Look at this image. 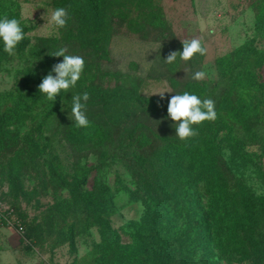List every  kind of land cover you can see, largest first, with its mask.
<instances>
[{
    "label": "trees",
    "instance_id": "obj_1",
    "mask_svg": "<svg viewBox=\"0 0 264 264\" xmlns=\"http://www.w3.org/2000/svg\"><path fill=\"white\" fill-rule=\"evenodd\" d=\"M54 2L56 8L66 10L67 22L59 28V38L44 40L46 44L52 42L44 57L48 70L45 76L53 65L62 62L63 57L50 55L60 48L75 55L72 51L76 46L81 51V42H85L83 47L89 48L90 59L82 57L85 67L80 79L67 92L62 90L55 101L48 100L39 89H12L2 94L10 100L0 109V150L12 149L8 173L11 190L16 195L23 193L19 186L23 169L44 173L46 167L50 174L55 170L48 144L41 143L42 126L36 120L42 117L41 124L46 125L47 120L61 113L63 121L72 107V96L87 92L85 111L91 114H86L88 126L77 127L70 116L56 127L55 134L69 144L80 143L79 149L86 150L104 147L109 135L116 134L118 144L108 143L112 149L103 150L100 155L109 153L122 161L154 201L146 203L144 215L130 233V242L120 243L117 231L110 225L106 201L92 191H78L79 179H61L70 192L63 204L69 207L73 206L72 198L80 200L79 210L85 213V223L99 227L98 247L105 264H264V194H256L245 183L234 182L231 169L222 158V150L227 148L231 158L246 163L250 160L247 145L264 147V89L255 72L264 60V50L245 43L217 61L218 66H229L226 74L239 68V73L228 81L236 92L221 96L223 102L233 97L230 109L216 110L219 118L193 125L198 134L181 140L176 133L156 131L141 121H146L153 111L165 110L168 114L171 97H144L134 88L119 85L107 89L93 81L86 82L88 73L92 77L95 73L94 79H98V58L108 47L112 34L105 22L106 0ZM259 27L264 30V23ZM24 48L25 41H21L15 50L22 52ZM6 54L0 40V58ZM28 76L24 84H38L45 77ZM195 85L192 82L187 86L195 92ZM222 111L227 118H223ZM24 126L28 129L21 134ZM5 136L12 140L11 145L4 144ZM72 230L73 225L69 227V238L74 235Z\"/></svg>",
    "mask_w": 264,
    "mask_h": 264
},
{
    "label": "rangeland",
    "instance_id": "obj_2",
    "mask_svg": "<svg viewBox=\"0 0 264 264\" xmlns=\"http://www.w3.org/2000/svg\"><path fill=\"white\" fill-rule=\"evenodd\" d=\"M54 1L0 0V18L18 19L25 34L22 52L14 50L13 55L7 53L0 58L1 110L10 104L2 94L12 89L38 90L40 83L24 84L23 80L28 75L43 78L48 71L43 63L52 42L46 44L44 40L61 35L58 27L46 23L56 9ZM105 22L112 34L108 47L98 58V79H94L95 73L93 77L88 73L86 82L93 81L107 89L130 87L144 97L159 99L164 92L163 98L196 92L201 99H212L215 111L230 109L233 97L223 102L221 96L236 92L228 81L239 73L237 67L226 74L229 66H218L217 61L245 43L264 50V30L259 27L264 23V0H106ZM193 38L202 40L208 50L206 55L197 53L188 61L177 56L173 63L165 62L169 53L182 52L181 41ZM81 43V51H77V46L75 51L72 46L69 51L89 60V48ZM197 71L206 72L203 80L192 79ZM255 72L264 89V60ZM192 82L196 84L195 92L187 86ZM261 95L264 101V93ZM69 110L63 121L61 113L47 120L46 125L41 124L42 117L36 120L42 126L41 143L48 144L55 170L50 174L46 167L44 173L23 169L19 177L22 194L11 190L8 178L12 149L0 150V264H105L98 247L99 227L85 223V213L79 210L80 200L74 197L73 206L63 204L70 192L62 178L69 182L74 178L81 180L78 191H92L106 201L110 225L117 231L120 243L130 242V233L144 215L146 203H154L122 161L109 153L100 155L103 150L112 149L108 143L118 144L116 134L109 135L111 141L106 139L104 147L88 150L79 149V142L69 144L55 134L56 127L72 116ZM220 113L227 118L225 111ZM85 114L91 115L86 111ZM141 121L156 131L176 133L177 122L165 110L153 111L146 121ZM27 129L24 126L20 133ZM5 143L11 145L12 140L5 136ZM245 148L248 162L231 158L227 148L222 150L223 161L230 167L234 182L245 183L256 194H264V147L252 144ZM71 225L74 235L69 238Z\"/></svg>",
    "mask_w": 264,
    "mask_h": 264
},
{
    "label": "clouds",
    "instance_id": "obj_3",
    "mask_svg": "<svg viewBox=\"0 0 264 264\" xmlns=\"http://www.w3.org/2000/svg\"><path fill=\"white\" fill-rule=\"evenodd\" d=\"M67 12L64 8H56L50 14V19L46 21L58 28L66 26ZM24 31L20 21L16 18L4 16L0 18V40L3 41L4 51L9 55L14 54L16 46L24 39ZM183 44L182 52L173 51L165 59L166 63H173L177 56L181 60L188 61L195 54H207V48L203 46L202 40L193 38L191 40L181 41ZM67 48H60L50 55L54 57H63L62 62L53 65L51 72L47 74L38 85L40 93L46 94L48 100H54L63 90L67 92L75 86L85 67V61L81 56L69 55ZM55 73L53 75L52 73ZM206 76L205 71H197L192 79L203 80ZM165 93V92H164ZM160 96L163 98V94ZM71 115L77 127H87L89 121L85 114L86 104L89 100V94L84 92L82 95L72 96ZM168 116L176 123V136L181 140L196 136L198 133L193 125L201 124L204 121H214L217 118L215 111V102L210 98L201 99L195 94L185 91L180 95H173L168 103Z\"/></svg>",
    "mask_w": 264,
    "mask_h": 264
}]
</instances>
